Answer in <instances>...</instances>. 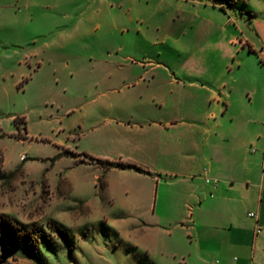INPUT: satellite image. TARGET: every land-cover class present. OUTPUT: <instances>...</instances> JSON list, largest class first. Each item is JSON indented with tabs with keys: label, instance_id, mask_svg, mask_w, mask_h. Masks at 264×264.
<instances>
[{
	"label": "rangeland",
	"instance_id": "rangeland-1",
	"mask_svg": "<svg viewBox=\"0 0 264 264\" xmlns=\"http://www.w3.org/2000/svg\"><path fill=\"white\" fill-rule=\"evenodd\" d=\"M214 146L264 214V0H0V213L52 234L43 264H185L184 173Z\"/></svg>",
	"mask_w": 264,
	"mask_h": 264
},
{
	"label": "crops",
	"instance_id": "crops-1",
	"mask_svg": "<svg viewBox=\"0 0 264 264\" xmlns=\"http://www.w3.org/2000/svg\"><path fill=\"white\" fill-rule=\"evenodd\" d=\"M220 124L216 123L215 126ZM206 133L210 137L218 136L216 127L214 131L209 129ZM218 150L214 146L209 155H204L206 167L199 172L192 165L194 158L190 156L191 164L184 173L188 189L187 217L175 221L176 227L185 229L192 248L184 263L193 264L197 252L202 264H254L255 255L264 248L262 197L259 199L263 191L260 187L257 191L259 200L256 205L259 211L248 212V216L253 219L239 217L236 202L250 200L253 203L254 190L235 185L234 166L238 163L233 153L235 148L231 147L230 153L223 156L218 154ZM221 164L226 174L221 172ZM159 185L152 202L153 216L159 204L165 207L168 203L166 197L160 198ZM237 192H240L241 199L235 195ZM250 212H255L256 217L250 216ZM257 227L261 228L259 232L256 231Z\"/></svg>",
	"mask_w": 264,
	"mask_h": 264
},
{
	"label": "trees",
	"instance_id": "trees-1",
	"mask_svg": "<svg viewBox=\"0 0 264 264\" xmlns=\"http://www.w3.org/2000/svg\"><path fill=\"white\" fill-rule=\"evenodd\" d=\"M17 120L18 118L16 117L15 121ZM21 120L24 122L23 118ZM98 161L107 164L105 167L106 170L111 167H130L139 171L148 172L134 162H119L109 159H98ZM47 225L50 231L63 238L67 243L71 242L72 234L66 227L54 220H50ZM54 244L55 240L52 234L44 226L38 223L22 225L10 215L0 213V264L4 263L6 253L14 245H24L30 257L39 264H43L40 245L53 248Z\"/></svg>",
	"mask_w": 264,
	"mask_h": 264
},
{
	"label": "built area",
	"instance_id": "built-area-1",
	"mask_svg": "<svg viewBox=\"0 0 264 264\" xmlns=\"http://www.w3.org/2000/svg\"><path fill=\"white\" fill-rule=\"evenodd\" d=\"M250 216H254V217H256L255 212H250ZM260 230H261L260 227H257V228H256V231H257V232H259Z\"/></svg>",
	"mask_w": 264,
	"mask_h": 264
}]
</instances>
